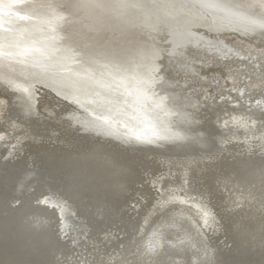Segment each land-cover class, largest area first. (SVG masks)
<instances>
[{"label":"bare ground","instance_id":"bare-ground-1","mask_svg":"<svg viewBox=\"0 0 264 264\" xmlns=\"http://www.w3.org/2000/svg\"><path fill=\"white\" fill-rule=\"evenodd\" d=\"M64 2L0 0V261L264 264V0Z\"/></svg>","mask_w":264,"mask_h":264},{"label":"snow or ice","instance_id":"snow-or-ice-1","mask_svg":"<svg viewBox=\"0 0 264 264\" xmlns=\"http://www.w3.org/2000/svg\"><path fill=\"white\" fill-rule=\"evenodd\" d=\"M58 7L66 11H89L98 12L109 9H126V8H166L169 5L161 3L159 0L155 3H147L145 0H119V2H112V0H65L64 3L57 5ZM260 172L262 179H264V161H261ZM45 195V194H42ZM262 197H264V191H262ZM36 203H41L40 198L36 199ZM0 264H20L18 261H0ZM34 264H40V262H34ZM122 264H139L137 261L124 260Z\"/></svg>","mask_w":264,"mask_h":264},{"label":"rangeland","instance_id":"rangeland-1","mask_svg":"<svg viewBox=\"0 0 264 264\" xmlns=\"http://www.w3.org/2000/svg\"><path fill=\"white\" fill-rule=\"evenodd\" d=\"M162 174H164V171H160V172H155V174L154 173H147V181H149L150 180V178L151 177H153V176H157V175H162Z\"/></svg>","mask_w":264,"mask_h":264},{"label":"water","instance_id":"water-1","mask_svg":"<svg viewBox=\"0 0 264 264\" xmlns=\"http://www.w3.org/2000/svg\"><path fill=\"white\" fill-rule=\"evenodd\" d=\"M5 148H6V147H5ZM5 148H4V149H5ZM4 149L1 148L2 152H4ZM16 158H17V157H16ZM12 160H13V161L15 160V162H18L19 159H12ZM13 164H15V163H13ZM15 167H16V166L13 165V166H12V169H14ZM5 170H6V169H5ZM56 229H57V228L55 227V230H56Z\"/></svg>","mask_w":264,"mask_h":264}]
</instances>
